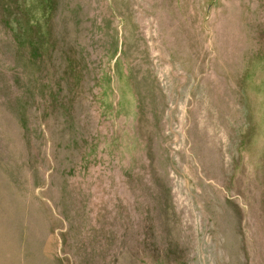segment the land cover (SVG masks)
Masks as SVG:
<instances>
[{"label": "rangeland", "instance_id": "rangeland-1", "mask_svg": "<svg viewBox=\"0 0 264 264\" xmlns=\"http://www.w3.org/2000/svg\"><path fill=\"white\" fill-rule=\"evenodd\" d=\"M0 264H264V0H0Z\"/></svg>", "mask_w": 264, "mask_h": 264}]
</instances>
